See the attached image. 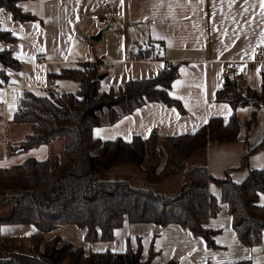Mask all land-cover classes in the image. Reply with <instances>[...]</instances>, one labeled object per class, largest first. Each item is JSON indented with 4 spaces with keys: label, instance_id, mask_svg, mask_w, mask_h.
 <instances>
[{
    "label": "trees",
    "instance_id": "1",
    "mask_svg": "<svg viewBox=\"0 0 264 264\" xmlns=\"http://www.w3.org/2000/svg\"><path fill=\"white\" fill-rule=\"evenodd\" d=\"M18 0H0V8L13 20L36 21L29 11L21 10ZM9 31L0 29V40L15 41ZM149 49L134 55L147 56ZM0 86L6 79L5 68H19L11 49L0 50ZM99 65L83 62L80 67L61 68L55 78H72L79 88L69 92L50 89L22 91L17 110L10 121L29 123L30 132L9 149L23 152L19 162L0 166V205L9 212L0 216L1 224H31L27 237L0 235V264H148L155 251L149 249L140 258V246L134 250L112 252L107 249L84 252L81 246L58 236L44 238L45 231L62 224H75L83 229L86 242L110 240L115 228L126 218L129 222H153L157 225L178 224L190 234L200 236L214 247L211 230L203 227L214 216L219 204L208 186L220 190L219 200L227 204V214L238 240L247 247L260 242L264 231V204L256 202L264 193V166L251 168L240 181L224 171L213 177L207 171L208 142H232L237 138V107L249 105L244 122L247 133L256 122V111L264 103V71L257 92L238 83V77L223 76L214 100L225 101L231 108L227 121L209 117L193 132L146 138L134 135L102 140L93 137L94 126L111 124L145 101H160L183 112L181 103L168 95V87L177 76L176 64L163 67L155 77L127 80L117 94L112 90L98 94ZM57 136L63 145L56 155L36 159L26 154L30 148L46 144ZM264 147V134L259 142L241 155L238 167H245L248 155ZM10 154V155H11ZM122 164L135 165L140 173L107 171ZM242 261L227 264H243ZM163 264H176L167 260Z\"/></svg>",
    "mask_w": 264,
    "mask_h": 264
},
{
    "label": "crops",
    "instance_id": "2",
    "mask_svg": "<svg viewBox=\"0 0 264 264\" xmlns=\"http://www.w3.org/2000/svg\"><path fill=\"white\" fill-rule=\"evenodd\" d=\"M16 5L37 20L19 22L0 8V29L16 38L9 43L0 40V50L11 49L19 64L17 69L5 68L7 81L0 86V146H6L8 164L25 156L23 152H8L17 143L10 146L7 137L8 122L17 110L21 92L39 91L47 80L56 85L52 91L79 88L77 80L49 76L61 68L98 63L103 76L98 94L110 90L117 94L127 80L152 78L168 67L166 63L176 64L177 76L169 84L168 95L181 103L183 112L160 101H145L111 124L94 126L91 134L102 140L129 141L134 135L144 139L151 132L157 137L193 132L209 117L220 116L227 121L229 104L214 100L225 74L237 76L241 86L259 92L264 71L259 68L260 60L264 61V0H125L123 5L120 0H18ZM103 12L122 13L125 17L92 40L90 36L100 26L91 15ZM146 48L147 56L134 58ZM250 111L249 105L235 109L239 130L235 140L207 143V171L213 177H223L229 169L230 178L240 181L248 169L264 166L261 147L248 155L245 167H238L241 155L264 134V103L246 133L244 122ZM56 138L61 139L62 147V137ZM30 149L26 154L33 156ZM107 172L140 173L133 164L117 165ZM208 189L219 204L218 212L203 224L213 232L214 247L178 224L160 226L149 221L129 222L126 218L113 230L112 239L85 241L81 247L86 253L105 249L120 252L139 245L141 259L147 258L149 249L155 251L148 264L167 260L176 264H264V231L258 244L244 246L231 227L227 204L219 200L220 190L213 183ZM256 202L264 204V193L258 194ZM14 224H1L0 235L27 237L34 230L31 224Z\"/></svg>",
    "mask_w": 264,
    "mask_h": 264
},
{
    "label": "rangeland",
    "instance_id": "3",
    "mask_svg": "<svg viewBox=\"0 0 264 264\" xmlns=\"http://www.w3.org/2000/svg\"><path fill=\"white\" fill-rule=\"evenodd\" d=\"M55 92L60 93L67 91L57 89L55 90ZM29 130H30V126L27 122L22 124H18L17 122H13V121L8 122L7 137L8 140L10 141V146H12V144L14 143H18L22 141L25 138L26 134L30 132ZM60 145H61V139L56 138L55 140L49 143L41 144L37 148L30 149V151L36 159H41L42 157L51 156L58 153L61 147ZM5 150H6V146L1 145L0 165H7L8 162L10 161V158L6 157L5 155ZM8 210H9L8 205H0V216L6 215L9 212ZM14 225H21L20 227H29V224H14ZM52 236H58L63 240H66L76 246L78 245L81 246V244L83 243L85 244V239L83 238V229L75 224H62L54 229L47 230L43 234V239L50 238ZM18 237L21 238V236ZM24 237L25 236H23L22 238Z\"/></svg>",
    "mask_w": 264,
    "mask_h": 264
},
{
    "label": "built area",
    "instance_id": "4",
    "mask_svg": "<svg viewBox=\"0 0 264 264\" xmlns=\"http://www.w3.org/2000/svg\"><path fill=\"white\" fill-rule=\"evenodd\" d=\"M125 0H120V2L122 3V5L124 4ZM91 17L97 22L98 26L103 27L106 25H111L114 22L117 21H123L124 17L122 13L120 14H114L112 12H103V13H96V14H92ZM264 61L260 60L259 63V68L260 70H263L264 68ZM166 66H169V63H166ZM43 89H50V90H54V88L56 87V85L52 84L50 81H45V83L43 84Z\"/></svg>",
    "mask_w": 264,
    "mask_h": 264
},
{
    "label": "water",
    "instance_id": "5",
    "mask_svg": "<svg viewBox=\"0 0 264 264\" xmlns=\"http://www.w3.org/2000/svg\"><path fill=\"white\" fill-rule=\"evenodd\" d=\"M110 26H111V25H106V26L100 27V28L96 31V34L90 36V38H91L92 40H96V39H98V38L100 37L102 31L105 30L106 28L110 27ZM102 77H103L102 74H99V75H98V78H99V79L102 78Z\"/></svg>",
    "mask_w": 264,
    "mask_h": 264
}]
</instances>
